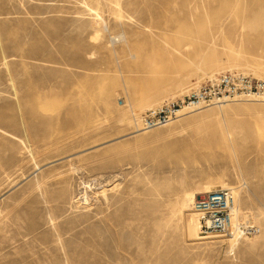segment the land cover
I'll use <instances>...</instances> for the list:
<instances>
[{"label":"rangeland","instance_id":"obj_1","mask_svg":"<svg viewBox=\"0 0 264 264\" xmlns=\"http://www.w3.org/2000/svg\"><path fill=\"white\" fill-rule=\"evenodd\" d=\"M86 2L0 0V264H264V99L141 123L220 74L264 80V0H121L124 23ZM209 184L259 231L188 234L183 195Z\"/></svg>","mask_w":264,"mask_h":264},{"label":"built area","instance_id":"obj_2","mask_svg":"<svg viewBox=\"0 0 264 264\" xmlns=\"http://www.w3.org/2000/svg\"><path fill=\"white\" fill-rule=\"evenodd\" d=\"M264 99V80L230 72L216 76L188 96L150 109L141 118L145 130L171 123L184 109H200L236 98ZM201 218V236H227L234 229L236 194L233 188H219L200 194L193 204ZM259 229L249 220L236 228L239 238L256 234Z\"/></svg>","mask_w":264,"mask_h":264},{"label":"bare ground","instance_id":"obj_3","mask_svg":"<svg viewBox=\"0 0 264 264\" xmlns=\"http://www.w3.org/2000/svg\"><path fill=\"white\" fill-rule=\"evenodd\" d=\"M66 1V0H65ZM86 1H88V4L90 5V3H94L96 0H70V2L72 3L73 2V5H70V6H73V7H75L74 9H76V11H78V9H79V3H81V2H86ZM114 3H115V7H116V9H115V11H114V15H115V19L118 21V23H119V21H120V23H121V21L124 23V21H125V19H126V21H132V17H133V15L131 16V14L130 13H125V12H128V11H126V9H125V7L123 6V4L121 3V0H112ZM65 3H68L69 4V2H65ZM87 3V2H86ZM101 3V2H100ZM113 3V4H114ZM125 3V2H124ZM62 4V3H61ZM87 4V5H88ZM131 4H133V3H131ZM64 5V4H63ZM62 5V6H63ZM65 5H67V4H65ZM84 5V4H83ZM87 5L86 6H82V7H86L87 8ZM101 5V4H100ZM126 5V4H125ZM69 6V5H68ZM77 6H79V7H77ZM127 6V5H126ZM62 8V7H61ZM61 8L59 7V9L61 10ZM70 8V7H69ZM72 8V7H71ZM78 8V9H77ZM59 9H58V11H59ZM63 9H66V7H64ZM103 9V8H102ZM43 10V9H42ZM46 10V9H45ZM66 10H68V9H66ZM82 10H85V9H83V8H81L79 11H80V13H81V11ZM86 10H88V9H86ZM91 10H93V12L94 11H97L98 9L96 8V7H93V8H91ZM42 12V11H41ZM61 12V11H60ZM59 12V13H60ZM58 13V14H59ZM63 13V12H62ZM77 13V12H76ZM79 12H78V14H80ZM134 13H136V11L134 12ZM61 14V13H60ZM140 14V13H139ZM91 16H92V14H91ZM94 16V15H93ZM92 16V17H93ZM100 16V15H99ZM101 17V16H100ZM99 18V17H98ZM134 18V17H133ZM190 18L191 19H193L194 18V15L193 14H191L190 15ZM74 19V18H73ZM128 19V20H127ZM137 19V18H136ZM138 19H140V17L138 18ZM255 19V18H254ZM93 20H95V19H93ZM98 19H96L95 21H93L94 23H96V25H92L93 26V28L95 27V32L94 33H92L91 31H90V33H92L93 35H92V37H91V39L93 40L92 42L94 43V42H99L102 38H103V36L105 35V33H104V30L103 29H101L99 26H100V24H99V22L97 21ZM259 20V19H258ZM92 21V20H91ZM90 21V22H91ZM103 21V20H102ZM137 21V20H136ZM141 21V20H140ZM261 21V20H260ZM92 22V24H94ZM142 22V21H141ZM255 22V21H254ZM1 23H3V21H0V24ZM102 23V22H101ZM129 23V22H128ZM136 24H137V22H136ZM104 25H106L105 23H104ZM103 25V26H104ZM119 25H121L122 26V24H119ZM125 25V24H124ZM87 26H89V24L87 25ZM86 26V27H87ZM91 26V27H92ZM85 27V28H86ZM90 27V26H89ZM89 28L90 30L91 29H93V28ZM101 27H102V25H101ZM105 27V26H104ZM253 27V26H252ZM82 28H83V26H82ZM88 28V27H87ZM103 28V27H102ZM122 28V27H121ZM104 29H106V28H104ZM118 29H119V27H118ZM107 30V29H106ZM122 30H123V28H122ZM84 32L85 31H87V29L86 30H83ZM125 32V31H124ZM104 33V34H103ZM113 33V32H112ZM120 33H123V31L122 32H120ZM119 33V35H114L115 37H114V39L115 40H117L118 39V41H120V39L123 37V35L122 34H120ZM190 33V32H189ZM186 35L188 34V32H186L185 33ZM106 35H107V33H106ZM90 37V36H89ZM105 39L106 38H104V41H105ZM195 39V38H194ZM114 42V41H113ZM115 42H117V41H115ZM248 43V42H247ZM247 43H245L246 45H247ZM100 44V43H99ZM114 44V43H113ZM249 44H251V43H249ZM248 44V45H249ZM189 45V44H188ZM244 45V44H243ZM246 45H244L243 46V48H242V50H238V52L237 53H235L234 51H231L230 49H228V50H226V48H224V50H221V51H215L214 53L215 54H224V55H227L228 57H232V58H234L235 56H241V58H246V55H249V53H250V50L252 49H247L246 47H248V45L246 46ZM231 48V47H230ZM249 48V47H248ZM233 49V48H232ZM174 50H176V49H174ZM216 50V49H215ZM253 50H255V48H253L252 49V51ZM206 52V51H205ZM205 52H204V54H205ZM251 54V53H250ZM170 56V55H169ZM249 57V56H248ZM165 58V57H164ZM161 59V58H160ZM159 60V59H158ZM165 60V59H164ZM161 61H163V59H161L160 60V62ZM155 63H157V62H155ZM154 62H153V64H155ZM169 63H170V61H169ZM158 64V63H157ZM160 65H162V64H160ZM158 66V65H157ZM155 68V67H154ZM158 68V67H157ZM169 68V67H168ZM154 85V84H153ZM14 89V88H13ZM258 100H262V99H258ZM222 105V104H221ZM220 105V106H221ZM186 109H188V108H186ZM200 109H202V108H200ZM200 109H196L195 111H197V110H200ZM1 130V129H0ZM4 132H6V131H4ZM2 133V132H1ZM0 133V134H1ZM8 133V132H7ZM136 133V132H135ZM225 134V133H224ZM2 135H3V133H2ZM6 135V134H5ZM11 135V134H10ZM7 137H9L10 138V136H8L7 135ZM4 142V141H3ZM227 146V145H226ZM227 149V148H226ZM0 165H1V163H0ZM224 188H227V185H225V186H223ZM213 190V186H211L210 184L209 185H207V186H205L203 189H202V191H200V192H210V191H212ZM105 189L102 191V193L105 195ZM97 193V192H96ZM185 193V192H184ZM100 194V193H99ZM235 194H236V209H235V219H234V229H233V231H232V233L231 234H228V236H230L231 238H229V241H231L232 242V246H233V243H237L238 241H239V237H238V235H237V233H236V228L238 227V225L240 224V223H242V222H245V220H246V217L248 216V211H246V212H242L241 211V208H240V202H239V199H238V197L240 196H238V193H237V191L235 190ZM86 197V196H85ZM86 199V198H85ZM80 200V199H79ZM196 200V193L195 192H189V193H185L184 195H183V201H182V206H180L179 208H178V210H180V211H182L183 212V214L185 215V224H186V231L188 232V234H189V231H191V229H193V217L192 216H194V221H195V223H196V228H197V230H198V232H199V234H200V232H201V218H200V215L194 210V208H193V204H194V201ZM241 200V199H240ZM85 201H87V199L85 200ZM180 201V200H179ZM85 203V202H84ZM87 203V202H86ZM192 203V204H191ZM191 204V207L193 208L192 210H187V207H188V205H190ZM180 213V212H179ZM178 213V214H179ZM260 215V214H259ZM262 215V214H261ZM263 215H264V213H263ZM180 216H182V215H180ZM258 217V216H257ZM184 218V217H183ZM168 219V218H167ZM173 220V219H172ZM182 220V219H181ZM164 222V221H163ZM169 224V223H168ZM185 226V225H184ZM201 236V235H200ZM214 237H219V236H210V237H200V238H197L198 240H206L207 238H214ZM225 237V236H224ZM191 238V237H190ZM246 238V240H247V237H245ZM248 238H250V237H248ZM257 237H255V239H256ZM214 241V240H213ZM222 241H225V239H222ZM250 241V240H249ZM60 242L63 244V241H61V239H60ZM199 243H210V242H203V241H199ZM235 247V246H234ZM64 251V250H63Z\"/></svg>","mask_w":264,"mask_h":264}]
</instances>
